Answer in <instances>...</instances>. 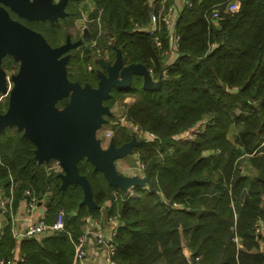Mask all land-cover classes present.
<instances>
[{"label":"trees","instance_id":"1","mask_svg":"<svg viewBox=\"0 0 264 264\" xmlns=\"http://www.w3.org/2000/svg\"><path fill=\"white\" fill-rule=\"evenodd\" d=\"M90 1L89 18L99 17L123 63H139L161 77L157 88H148L144 72L133 73L130 88L115 89L106 100L111 106L122 93L131 94L125 119L155 135L135 146L152 189L134 185L133 193L125 195L82 158L77 168L88 179L95 203L89 208L78 183L62 188L58 173H47L35 158V145L23 131L6 126L0 131V186L8 189L10 174L17 182L15 199L26 188L50 191L48 209L64 212L63 230L41 240H21L25 264H70L73 245L66 231L76 236L85 217L102 207L123 223L116 237V264H188L183 244L198 256L195 264H264L253 233L257 221L264 223V0H236L234 11L227 9L232 0H188L176 21L177 56L169 64H164L169 41L163 27L156 33L146 27L151 13L174 0H164L162 7V0ZM214 9L220 15L216 20ZM74 14L33 24L56 46ZM88 25L95 34L98 23ZM69 57L68 80L94 87L98 75L87 70L89 57ZM65 101L56 102L62 106ZM203 118L206 124L194 138L175 137ZM231 128L237 130L234 142L228 136ZM127 129L117 128V145L131 139ZM13 244L5 229L0 259H9Z\"/></svg>","mask_w":264,"mask_h":264},{"label":"water","instance_id":"2","mask_svg":"<svg viewBox=\"0 0 264 264\" xmlns=\"http://www.w3.org/2000/svg\"><path fill=\"white\" fill-rule=\"evenodd\" d=\"M65 2L0 0V62L7 53L19 61L17 73L11 76L12 88L7 108L0 111V131L6 126H16L35 145V158L39 163L57 159L62 167V172L58 173L61 187L65 188L71 182L78 183L83 190L82 203L92 208L95 203L91 186L77 168V161L82 157L101 171L111 185L123 191L148 181L147 177L138 175L125 176L114 166L115 159L131 151L134 140L120 146L111 142L104 149L96 131L105 122L102 114L109 112L102 101L109 97L110 90L130 88L132 74L136 72H144L143 84L151 88L148 84L151 75L139 63L122 66L120 62L110 64L98 58L97 63L106 70V74L99 75L96 87H82L77 82H71L66 75L69 55L62 53L74 44L67 41L51 46L40 32L11 19L5 8L29 20L55 21L66 14ZM84 32L83 38L89 40V30L84 28ZM5 90V75L0 69V92ZM66 95L70 96L69 104L58 111L55 103Z\"/></svg>","mask_w":264,"mask_h":264},{"label":"built area","instance_id":"3","mask_svg":"<svg viewBox=\"0 0 264 264\" xmlns=\"http://www.w3.org/2000/svg\"><path fill=\"white\" fill-rule=\"evenodd\" d=\"M162 3L164 0L161 1ZM238 6V2L236 0H232L227 9L229 11H234ZM180 10L172 3L165 8L162 7L157 13H151L150 15V24L154 26V32L156 33L160 30V25L163 27L164 32L166 33V37L169 41L168 48L163 50L164 56L167 55L170 49H176L178 45L179 36L176 33V21L179 16ZM212 17L214 20L219 18V10L214 9L212 11ZM98 26L96 31V39L101 37L105 30L101 27L98 17ZM157 30V31H156ZM107 43H112V37L107 38ZM156 45L160 46L161 42L158 36H155ZM89 64V63H88ZM91 67V64L87 66ZM149 74H151V70H148ZM166 77V74L163 75ZM5 86L6 90L4 92H0V102H3L5 99L8 100L9 92L12 88V80L9 76H5ZM126 105L123 107V115L118 116L116 121L113 120L110 122L114 127L126 126L134 127L139 130L140 134L144 136L146 139L155 138V135L151 132H143L138 128L137 125H131L125 119V110ZM113 126H110L104 131L103 138L104 140H108L109 136L112 133ZM204 124L196 127L194 131V135L189 138H194V136L202 130ZM133 128V129H134ZM44 170L54 173L62 172V167L57 159H50L48 162H44ZM137 172L136 175L143 177V170L145 168V164L137 160L136 162ZM17 182L14 178L9 174V185L8 189L0 186V226L3 232L5 229H8L12 239L14 240L13 246L9 249V259H0V264H25V254L20 249V242L23 238H39L42 236H50L55 232L61 231L64 229V212L63 209H59L55 211L52 215V219L50 222L46 220V214H43L37 218H33L30 216L31 211L36 207L38 201L49 202L50 201V191H44L42 193H36L30 188L23 189L20 201H22L23 209L26 211V215L19 216L16 213V210L13 207L15 200V189ZM132 190L128 191V194L132 193ZM74 214V212L72 213ZM90 221V216L87 215L81 225H88ZM121 221L118 218V215H107L104 219L103 227L97 226L95 228L80 229V232L73 236L71 232H67L68 238L70 239L73 245V255L71 258L70 264H89L87 262V256L92 249L96 248L97 250H102L104 252V261L98 264H116V261L113 259V256L116 251V237L118 233L119 226L121 225ZM89 226V225H88ZM89 233L93 236L92 248L88 245ZM253 233L255 236V240L257 242V250L264 255V223L262 221H257L254 225ZM233 241L239 247L240 240L237 235H233ZM183 251L185 254V259L188 264H195L194 261L198 260V256L193 257L188 248H186L183 244Z\"/></svg>","mask_w":264,"mask_h":264},{"label":"rangeland","instance_id":"4","mask_svg":"<svg viewBox=\"0 0 264 264\" xmlns=\"http://www.w3.org/2000/svg\"><path fill=\"white\" fill-rule=\"evenodd\" d=\"M52 1L54 2L55 0H52ZM78 3L80 4V5H78V10H76V7H75V10H68L70 12H75V14L71 18V24L68 25V27L65 28L64 30H62V32L60 33V40H61V42L62 41H66L67 39H70V38L73 39V37L76 38V36L78 35V33L81 30V27L83 25H85L86 18H89V10L90 9L91 10L93 9V5H92V3H91L90 0H79ZM5 8H6V6H5ZM8 9L6 8L7 12H9ZM76 11H79V12L76 13ZM62 18L64 19V17H61L60 20H62ZM19 19H20V21H23L22 23L24 25H26L29 28H31L33 30H36V31L38 29H37L36 26H34V24H33L34 22L37 23L38 25H39L38 22H40V21L43 22V23L46 22V20H43V21L42 20H35V19L28 20V19L22 18L21 16L18 17V20ZM64 24L65 23H63L61 21V25H64ZM39 26H41V25H39ZM92 31H93V29H92ZM38 32H40V30ZM95 32H96V30H95ZM113 46L114 45H111L110 46V48L108 49V52L109 53H113V54L116 52L117 54H119V52H121V51L119 49H117V48H114ZM74 50L75 49L72 48V49L68 50V53H71ZM80 53H81L80 54L81 56H84V54L88 55L87 54L88 52L85 51V50L83 52H80ZM68 55L70 56V54H68ZM92 56H93V54H92ZM92 56H90L88 58L90 60V63L89 64L93 65V67H96V63L92 59ZM69 58L70 57H68V60H69ZM68 60H67V62H68ZM88 65L86 64L87 70H89L88 67H87ZM18 67H19V61L18 60H15V58L12 55L5 54L2 57L1 62H0V69H1L2 73L5 76H9L10 78H11V76H14L17 73V71H18ZM67 67H69L70 70L72 71V69H71L72 65L71 64L66 65V74H67ZM100 68H102V67H100ZM73 69H74V67H73ZM99 75H102L101 71H99ZM94 87H96V85ZM114 91H115V89L112 88L109 93H113ZM121 96H122L121 97L122 99H117L116 101L113 102V104L111 106H108L107 101H106L107 99L105 101H102L103 107L109 109V112L102 114V117L105 120V122L106 121L112 122L113 120L116 121V118H118V116H122L123 115V107L125 105H128L129 104L128 103L129 98H127V97H131L132 95L131 94H128V93H122ZM69 97H70L69 95H66V96H64V97L61 98V99H66V101L64 102V104L62 106H59L57 104V102L55 103V107H56V109L58 111H61L65 106H67L69 104ZM6 102H7L6 99L3 102H0V108H2L1 109L2 112L5 111L6 108H7ZM206 121L207 120L205 118H203L200 121L196 122L193 126H191L190 128H188L187 130L181 132V133H185V134L184 135H181L180 138L178 137V139H187L189 137H192L194 135V131L193 130H195L196 127H199L202 124H204V126H205ZM105 122L103 123L104 125L101 126V127H99V129L96 131V137L100 141L101 147H105L107 145V140H104L103 134H104V131L109 127L108 125L110 123H108V125H107V124H105ZM204 126H203V128H204ZM236 131H237L236 129L231 128V130H230V132L228 134L229 138L231 139V142H234L235 141V137L237 135V132ZM128 133H129V135L131 137H133L134 142L136 144L138 143L137 145L142 144V142H144V140H143L144 136L141 135L140 132H139V130H137L136 128L128 131ZM131 133H132V135H131ZM179 134H176L175 137L177 138V135H179ZM82 158H85V157H82ZM136 160H140V161L144 162L141 159V157H140L139 150L138 149H135V146H133L130 152H128L127 154L123 155V157L120 160L114 162V166H115L117 172H119V173H121V174H123L125 176H133V175L137 174V172H139V170L137 169V166H136V165H138V164H136ZM144 164H145V167H146V163L145 162H144ZM142 174H144V176L147 177L146 176V173H145V168H144ZM148 181L150 182L151 185H149V182ZM148 181H145L144 185H142V186L145 187V188H148V189H152V183H151V180L149 178H148ZM132 188L133 187H129L127 189V191L132 190ZM120 190L124 194H126V192H127V191H123L122 189H120ZM114 195L117 197L119 194L115 192ZM183 253H184V251H183Z\"/></svg>","mask_w":264,"mask_h":264},{"label":"flooded vegetation","instance_id":"5","mask_svg":"<svg viewBox=\"0 0 264 264\" xmlns=\"http://www.w3.org/2000/svg\"><path fill=\"white\" fill-rule=\"evenodd\" d=\"M78 1L79 0H66V2H65V5H64V11L66 12V14H65V16H69V13H70V11H68L69 10V7H72L74 10H75V7H76V10H78V5H80L79 3H78ZM57 2H59V0H55L54 2L52 1V0H50V3L51 4H56ZM7 9H8V7H6ZM68 8V9H67ZM9 10V12H8V14H9V16H10V18H12V19H14V20H17V21H19V22H23V21H20V19L18 20V17H20L19 15H17L15 12H13V11H11L10 9H8ZM11 13H14L15 15H16V17H13L12 15H11ZM22 17V16H21ZM61 17H64V15L63 16H61ZM61 17H58L57 18V20L59 19V18H61ZM22 18H24V19H27V18H25V17H22ZM29 20V19H28ZM36 20V19H35ZM45 20H47V19H45ZM57 20H55V21H57ZM43 21V20H42ZM55 21H51V22H55ZM98 21V17H94V18H86V21H85V25H83L82 27H81V30H80V32L78 33V35L76 36V38H74L73 37V39H67L66 41H62V42H60L58 45H56V46H59V45H61V44H65L67 41H69L71 44H74L73 46H71V47H69V49L68 50H70V49H72V48H74L75 50L74 51H72L71 53H68V50L67 51H65L64 53H62V54H81L80 52H83L84 50L85 51H87L88 53V57H90V56H92V54H93V56H92V59L94 60V62L96 63V67H93V65H91V67L90 68H88L89 70H95V72H96V74L98 75V80H99V71H101V73L102 74H106V70L104 69L103 70V68H100L99 66V64L97 63V59L98 58H103V59H105V60H107V61H109L110 62V64H114L115 62H121V63H123V58H122V53L121 52H119V54H117L116 52L114 53V58L112 59V56L110 55L111 53H109L108 52V49L110 48V46L112 45V43H107V38H109L110 37V35H108V36H106V34H103L101 37H99V38H97L96 39V42H95V38H96V33L95 34H93V31L91 30V29H89V22L90 23H92V22H97ZM23 24V23H22ZM84 28H87L88 30H89V32H90V37H89V40H85L84 38H83V34H86L85 32H84ZM86 36V35H85ZM102 42V43H101ZM98 43H100V44H102V45H98ZM53 47H55V46H53ZM80 51V52H79ZM8 54V53H7ZM113 54V53H112ZM128 65V64H127ZM122 66H126L124 63L122 64ZM93 67V68H92ZM98 80H97V82H98ZM96 85H97V83H96ZM108 123H110V121H106L105 122V124H107L108 125ZM104 124L102 123L101 124V126H103ZM110 126H113L111 123L109 124ZM108 125V126H109ZM100 126V127H101ZM114 127V126H113ZM133 128L132 127H129L127 130L128 131H130V130H132ZM116 131H117V127H114L113 129H112V133H111V135L109 136V138H108V140H107V145L105 146V147H102V148H107L108 146H109V144L112 142L115 146H120V145H122V144H120V145H117L116 143H115V141H114V135H115V133H116ZM131 135H132V133H131ZM144 139V138H143ZM131 140H133V137H131V139L129 140V141H131ZM129 141H127V142H129ZM127 142H124V143H127ZM123 143V144H124ZM138 144V143H137ZM136 143H135V145L134 146H136L137 145ZM123 157V156H122ZM122 157H120V158H117V159H115L114 160V162L116 161V160H118V159H121ZM136 162H137V160H136ZM136 175V174H135ZM143 177H145V176H143ZM143 177H141V178H143Z\"/></svg>","mask_w":264,"mask_h":264},{"label":"crops","instance_id":"6","mask_svg":"<svg viewBox=\"0 0 264 264\" xmlns=\"http://www.w3.org/2000/svg\"><path fill=\"white\" fill-rule=\"evenodd\" d=\"M187 1L188 0H174L173 4L179 10H181L182 7L184 6V4ZM163 4H164V2L163 3L161 2V7L163 6ZM153 30H154V26H153V24H150V22H149V24L146 27V31L149 32V33H153L154 32ZM176 56H177V53H176L175 49H170L168 51L167 55H165L164 64H169L170 62H172L175 59ZM121 64H123V63H121ZM160 81H161L160 77L151 76V80H150V82H148L149 87L157 88L160 85ZM127 98H129L128 103H131L133 101V96L127 97ZM184 134L185 133H180L179 135H177V138L178 137L180 138L181 135H184ZM118 160H120V159H118ZM118 160H116V161H118ZM19 201H20V197L16 198L14 200L13 207L16 210V213L19 216L26 215V211L23 209V205L21 204L22 201H21V203H19ZM48 206H49V202H47V201L46 202L38 201L36 207L31 211L30 216L33 217V218H37V217H39V216H41L43 214H46V220L48 222H50L54 212H50V210L48 209ZM89 216H90V221L88 223L89 226L88 225H86V226L81 225L80 229H86L87 227L95 228L98 225L103 227L104 219L106 218L107 213L104 210V208L102 207L100 209L99 213L89 214ZM2 233H3V229L1 230V226H0V235ZM44 237L45 236H42V237H39V238H35V239L41 240ZM92 241H93V236H92V234L89 233L88 245H89L90 248L94 247V246H92ZM103 261H104V252L102 250H97L96 248L95 249L93 248L92 251L89 252V254L87 256V262L89 264H98V263H102Z\"/></svg>","mask_w":264,"mask_h":264}]
</instances>
